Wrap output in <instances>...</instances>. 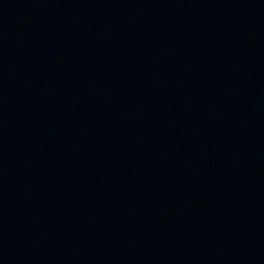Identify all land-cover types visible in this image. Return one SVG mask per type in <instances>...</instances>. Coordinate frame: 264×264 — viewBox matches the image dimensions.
I'll list each match as a JSON object with an SVG mask.
<instances>
[{"label":"water","instance_id":"95a60500","mask_svg":"<svg viewBox=\"0 0 264 264\" xmlns=\"http://www.w3.org/2000/svg\"><path fill=\"white\" fill-rule=\"evenodd\" d=\"M0 264H264V0H0Z\"/></svg>","mask_w":264,"mask_h":264}]
</instances>
